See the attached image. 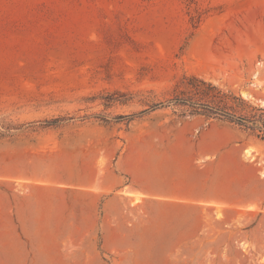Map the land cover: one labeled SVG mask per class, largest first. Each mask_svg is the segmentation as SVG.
I'll use <instances>...</instances> for the list:
<instances>
[{
	"label": "rangeland",
	"instance_id": "rangeland-1",
	"mask_svg": "<svg viewBox=\"0 0 264 264\" xmlns=\"http://www.w3.org/2000/svg\"><path fill=\"white\" fill-rule=\"evenodd\" d=\"M191 75L264 106V0H0V178L55 186L41 199L63 212L54 231L0 232V264H264V213L241 207L264 186L166 144L211 121L251 138L170 102ZM125 146L146 147L169 181L207 180L221 201L191 208L181 185L185 199L133 214L129 232H87L79 192ZM65 184L72 211L59 210Z\"/></svg>",
	"mask_w": 264,
	"mask_h": 264
},
{
	"label": "crops",
	"instance_id": "crops-1",
	"mask_svg": "<svg viewBox=\"0 0 264 264\" xmlns=\"http://www.w3.org/2000/svg\"><path fill=\"white\" fill-rule=\"evenodd\" d=\"M206 124L197 134H193L183 125L168 137L166 144L169 148L182 147L188 152L183 156H173L174 159L201 165L216 162L225 167L236 166L245 175L250 173L257 186L262 188L264 143L254 137L241 139L238 133L226 127H219L214 121ZM135 163H138L139 167H135ZM163 172V164L153 167L152 157L146 147L142 157L137 148L123 147L118 151L113 167L101 171L96 188L93 190L82 187L79 192L83 203L76 210L80 212V217L86 219V231L101 234L129 232L133 214H148L151 217L153 206L185 199L179 192L181 185L186 186V200L190 201L185 203L186 206L199 208L210 205L212 201H221V198L209 193L207 180L187 176L172 178L169 181ZM169 184L173 188H168ZM48 188L55 189V186L38 184L30 178H0V232L39 233L56 230L50 227L63 222L49 221L48 218L63 216V212H49L51 205L46 198L41 199L40 195L42 190ZM63 190L67 195L64 200L60 199L62 205L59 210L64 211V205L67 204L68 209L72 211L73 189L71 185L65 184ZM169 193L174 196H169ZM241 200L247 203L242 205V208L264 213L262 194L255 193ZM224 206L227 207L226 210H232L233 207L231 203H225ZM69 216H72V213Z\"/></svg>",
	"mask_w": 264,
	"mask_h": 264
},
{
	"label": "trees",
	"instance_id": "trees-1",
	"mask_svg": "<svg viewBox=\"0 0 264 264\" xmlns=\"http://www.w3.org/2000/svg\"><path fill=\"white\" fill-rule=\"evenodd\" d=\"M184 89L176 91L171 103L182 107V114L204 115L236 126L249 137L264 143V106L254 104L233 90L196 75L184 76ZM162 102L152 106L156 109Z\"/></svg>",
	"mask_w": 264,
	"mask_h": 264
},
{
	"label": "water",
	"instance_id": "water-1",
	"mask_svg": "<svg viewBox=\"0 0 264 264\" xmlns=\"http://www.w3.org/2000/svg\"><path fill=\"white\" fill-rule=\"evenodd\" d=\"M247 93H248L249 95L254 96L253 93H252L251 91H248ZM258 99H259L261 102H264V97H258Z\"/></svg>",
	"mask_w": 264,
	"mask_h": 264
},
{
	"label": "bare ground",
	"instance_id": "bare-ground-1",
	"mask_svg": "<svg viewBox=\"0 0 264 264\" xmlns=\"http://www.w3.org/2000/svg\"><path fill=\"white\" fill-rule=\"evenodd\" d=\"M243 96L248 97L246 93H243ZM264 103V102H263ZM250 152V150H248Z\"/></svg>",
	"mask_w": 264,
	"mask_h": 264
}]
</instances>
